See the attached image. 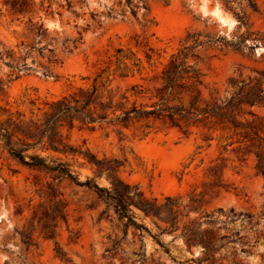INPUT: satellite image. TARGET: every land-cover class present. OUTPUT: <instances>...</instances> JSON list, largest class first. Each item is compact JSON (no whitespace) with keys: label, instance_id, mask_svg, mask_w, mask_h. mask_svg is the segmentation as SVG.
Returning a JSON list of instances; mask_svg holds the SVG:
<instances>
[{"label":"rangeland","instance_id":"rangeland-1","mask_svg":"<svg viewBox=\"0 0 264 264\" xmlns=\"http://www.w3.org/2000/svg\"><path fill=\"white\" fill-rule=\"evenodd\" d=\"M7 1L0 0V108L11 112L28 115L90 85L98 75V81L108 78L118 86L129 103L150 105L161 70L191 42L188 33L229 42L246 30L252 33L239 50L222 41L196 48L197 57L189 62L202 73L205 96L212 92L224 101L230 78L247 82L264 71V42L254 39H264V0H253L258 11L246 6L247 0H27L22 12H13ZM233 12L244 14L246 27L238 25ZM117 59L129 68L124 78L118 76L122 65ZM244 110L264 116V104ZM140 124L122 129V137L112 125L76 127L68 140L84 142L99 157L126 158L120 176L145 197L157 203L175 198L178 212L172 225L131 207L146 230L125 229L126 218H119L93 190L67 179L52 180L13 159L0 144V264H264V176L256 156L264 157V133L248 146L233 129L192 126L184 133L159 120L150 129ZM65 159L80 180L92 176L88 167ZM215 166L218 178L212 174ZM46 182L65 203V220H56L63 257L54 240L38 230L35 245L26 247L19 237L45 200ZM97 183L109 185L104 178Z\"/></svg>","mask_w":264,"mask_h":264},{"label":"trees","instance_id":"trees-1","mask_svg":"<svg viewBox=\"0 0 264 264\" xmlns=\"http://www.w3.org/2000/svg\"><path fill=\"white\" fill-rule=\"evenodd\" d=\"M27 0L7 1L13 12H22L27 7ZM246 6L252 11H258L255 1L247 0ZM226 8L231 9L228 5ZM238 20V25L247 26L243 13L233 12ZM42 24L37 26V32L41 33ZM246 34L238 36L234 42L221 39L200 40V33L187 34V41L174 53L169 62L160 72V84L155 88L156 100L150 105L129 103L125 93L118 94V86H111V80L106 78L98 81L96 76L88 86L77 87L74 90L44 103V107L31 110L28 115L21 111L11 112L9 109L0 108V144L9 156L19 163L49 174L52 180L67 179L71 183L85 186L93 190L98 198L108 206L111 205L119 218H126L125 229L128 225L145 229L134 219V211L131 207L140 210L144 215L156 216L171 225L178 212V203L175 198L165 197L164 203H157L156 198H147L136 185H131L120 176V170L125 166L126 158L114 156L99 157L93 153L84 142L74 145L69 142L68 136L76 127L93 130L103 124L112 125L122 137V129H127L134 123H141L143 129H150L156 120L168 124L171 127L183 129L188 133L190 127L201 126L220 129H233L241 136L240 142L262 140L264 133V116H259L253 111H245L244 106H261L264 104V71L256 72V76L236 81L228 80L226 100H222L209 92L205 96L202 73L195 63H190V57H197L196 48L204 44H217L222 41V46H230L239 50ZM254 39L264 42L263 37L256 35ZM120 52L117 49V53ZM57 61L56 59L54 60ZM117 66L121 72L119 77L127 76L129 68L121 59ZM115 73V72H114ZM135 86L131 90H135ZM233 88L234 91H230ZM2 82L0 81V91ZM136 94L139 90L134 91ZM173 96L179 99V103H173ZM187 99V104L181 100ZM203 99V104L199 101ZM253 119L248 120L245 115ZM4 115V116H2ZM120 137V139H122ZM259 144V143H258ZM260 148V144L258 145ZM30 150H32L30 152ZM48 151L57 154L42 155L38 151ZM257 169L264 176V157L262 153L256 154ZM70 157L80 166L88 167L92 176L79 179V172L72 169V165L65 159ZM218 167L212 168V174L218 178ZM220 176V174H219ZM104 178L108 186L99 185L98 179ZM43 191L45 200L38 204L36 210L28 221V228L19 232L21 242L26 246L36 244L33 232L54 240L55 251L63 257L65 254L58 246L57 219L65 220V203L56 194L50 182H46ZM34 242V243H33Z\"/></svg>","mask_w":264,"mask_h":264},{"label":"bare ground","instance_id":"bare-ground-1","mask_svg":"<svg viewBox=\"0 0 264 264\" xmlns=\"http://www.w3.org/2000/svg\"><path fill=\"white\" fill-rule=\"evenodd\" d=\"M219 11V10H218ZM215 12V11H214ZM217 15H218V17L220 18V21H222L224 24L226 23L225 22V20L219 15V13H217V10H216V12H215Z\"/></svg>","mask_w":264,"mask_h":264}]
</instances>
